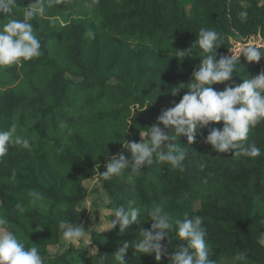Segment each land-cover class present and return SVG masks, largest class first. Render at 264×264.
<instances>
[{
    "label": "trees",
    "instance_id": "trees-1",
    "mask_svg": "<svg viewBox=\"0 0 264 264\" xmlns=\"http://www.w3.org/2000/svg\"><path fill=\"white\" fill-rule=\"evenodd\" d=\"M31 3L22 0L20 6ZM79 10L89 18L75 19ZM13 18H23L22 7ZM8 19L0 17V26ZM30 22L43 54L0 69V130L15 125L33 143L31 151L9 146L0 161V215L26 247H38L45 264H97L99 255L105 256L104 264H116L114 255L123 244L139 239L141 228L151 229L147 211L164 202L173 222L186 213L202 217L212 264H234L238 254L246 260L235 264H264V247L257 242L264 232V215L258 212L264 207V122L249 133V141L261 149L254 159L218 154L203 143L211 128L222 129L220 122L202 129L191 145L186 137L178 138V144L189 147L182 170L154 163L139 175L129 170L112 181L99 177L111 156H127L124 140L138 142L140 132L186 94L182 89L173 96L171 89L190 83L201 63V50L193 47L200 29L220 34L217 59L228 52L231 40L264 39V0H192L191 17L182 0H63ZM89 29L95 39L87 37ZM190 49L193 56L183 60L176 53ZM262 63L243 56L232 86L264 71ZM95 177L106 195L103 218L109 228L89 234L93 251L62 248L58 225L85 222L90 193L84 182ZM30 190L43 193L44 201L33 204ZM133 199L142 209L138 222L123 233L119 226L112 229L110 209ZM39 226L43 230L36 231ZM171 236L169 246L168 239L161 242L167 252L160 261L155 254L135 256L131 247L125 261L169 264L168 255L182 242L175 232Z\"/></svg>",
    "mask_w": 264,
    "mask_h": 264
},
{
    "label": "clouds",
    "instance_id": "clouds-1",
    "mask_svg": "<svg viewBox=\"0 0 264 264\" xmlns=\"http://www.w3.org/2000/svg\"><path fill=\"white\" fill-rule=\"evenodd\" d=\"M63 0H34L27 7L20 6L22 0H0V17L7 15L8 22L0 26V69L11 66H22L24 62L40 57L42 45L35 34L33 24L30 22L36 16L43 15L46 7H52ZM97 4L99 0H92ZM23 8V18H13L16 9ZM246 15V14H244ZM87 37L95 39V33L89 29ZM198 47L201 52V63L197 70L192 73L191 82L180 84L171 89L175 96L182 89L186 94L178 104L168 110H162L157 117V123L146 131H141V142H127L122 146L131 153V160L123 153L113 155L105 165V171L99 173L104 181H112L122 177L126 171L139 175L154 163L166 164L171 169H181L189 147L178 144L179 137L187 138L191 145L201 130L210 124L223 122L222 129L212 128L203 140L210 145L212 151L221 153H234V157L257 158L261 155V149L254 142L249 141V133L252 128L264 122V71L254 78L242 79V84L226 87L222 92L212 88L214 84L229 81L236 72L241 55L250 62H259L264 57V44H248L243 46L238 55L220 57L217 59V50L222 46L220 34L214 29L201 28L196 37L193 47ZM192 47V48H193ZM182 60L191 55V49L187 52H177ZM181 60V61H182ZM172 129L174 134L167 135L165 130ZM9 146L18 147L31 151L32 138L18 134L15 125L7 130H0V161L10 152ZM99 167V165H97ZM32 203L44 201L43 193L30 190ZM40 207L46 211V206L41 203ZM19 213H23V204L15 205ZM115 219H111V228L119 226L120 232L138 222L141 207L136 200H129L127 206L121 205L110 209ZM150 217L151 229L141 228L140 238L130 244L124 243L114 255L116 264H128L125 255L129 247L137 253L155 254V259L160 261L167 252L162 241L168 239V246L172 239L171 233L175 232L181 243L176 245V250L168 255L169 264H212L210 261V249L207 242V230L203 226L200 216L185 214L183 219H173L166 210L164 202L155 204L147 211ZM60 230V246L68 248L80 242L89 235L81 223L77 226L71 222L61 221L58 225ZM39 226L36 231H41ZM32 231V229H31ZM170 237V239H169ZM257 242L264 247V232L257 237ZM97 251V250H96ZM140 255V256H141ZM105 256L99 255L97 264H104ZM246 260L245 254H238L235 261ZM0 264H45V258L41 255L38 247H26L10 221L0 215Z\"/></svg>",
    "mask_w": 264,
    "mask_h": 264
},
{
    "label": "rangeland",
    "instance_id": "rangeland-1",
    "mask_svg": "<svg viewBox=\"0 0 264 264\" xmlns=\"http://www.w3.org/2000/svg\"><path fill=\"white\" fill-rule=\"evenodd\" d=\"M183 3V7L186 11V16L187 17H191L192 15V0H182ZM74 18L75 19H83L86 20L89 18V14L87 13V11L84 10H79L78 12H76V14H74ZM235 42H240L241 46L244 45H248V44H264V39L261 37V40L258 39L257 35H252L246 39H242V40H231L230 45H233V43ZM231 48V46H230ZM226 57V56H224ZM260 62H264V57H261ZM263 64V63H262ZM261 64V65H262ZM260 66V65H258ZM264 67V64H263ZM226 87H232V81L231 79L227 82L221 83V84H214L212 85V88L218 92H222ZM183 95L180 97V100L182 99ZM211 125V124H210ZM215 125L216 124H212ZM260 127V125L255 126L254 128H252V132L256 131L258 128ZM212 129V128H211ZM167 135H172L174 134V130L172 129H166L165 130ZM143 138L140 137V139L138 140V142H141ZM129 143L134 142L133 139L131 138L129 141ZM126 153H127V157L129 160H131V153L128 152L125 149ZM85 188L89 191V196L87 197V199L84 202V206L86 208L84 215H86V219L85 222L83 223L85 231H89V234L92 231H97V232H106L109 228L108 224L105 222L104 220V208H103V204L106 202V195L103 191H101V183L98 177L93 178L90 181H86L84 182ZM206 198V196H202L201 201H203ZM200 203L195 204V209H198L200 206ZM258 212L261 213L262 215H264V207H260L258 209ZM73 247L80 249V248H85L88 249L89 251H93L91 244H90V235H88L86 238H84L83 240H81L78 243H75L72 245Z\"/></svg>",
    "mask_w": 264,
    "mask_h": 264
},
{
    "label": "built area",
    "instance_id": "built-area-1",
    "mask_svg": "<svg viewBox=\"0 0 264 264\" xmlns=\"http://www.w3.org/2000/svg\"><path fill=\"white\" fill-rule=\"evenodd\" d=\"M257 37H258V39L261 40L260 35H257ZM242 48H243V46H241L240 42H235V43H233V45H231V48L228 50V52L225 54V56L230 57L232 55V53L230 51H232L234 55H238L239 51L242 50ZM242 57H243V55H241L240 60Z\"/></svg>",
    "mask_w": 264,
    "mask_h": 264
}]
</instances>
